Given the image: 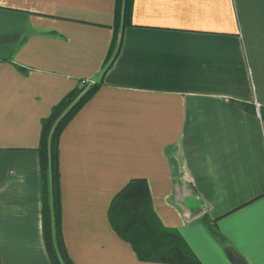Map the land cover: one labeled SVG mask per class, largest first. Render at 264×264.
Wrapping results in <instances>:
<instances>
[{"label":"crops","instance_id":"0c3cea01","mask_svg":"<svg viewBox=\"0 0 264 264\" xmlns=\"http://www.w3.org/2000/svg\"><path fill=\"white\" fill-rule=\"evenodd\" d=\"M115 9L116 0H0V264H52L42 121L88 79L102 85L59 143L74 263L166 264L140 260L108 218L112 198L140 178L201 264H232L227 246L264 264V0H133L102 77Z\"/></svg>","mask_w":264,"mask_h":264},{"label":"trees","instance_id":"16d2710c","mask_svg":"<svg viewBox=\"0 0 264 264\" xmlns=\"http://www.w3.org/2000/svg\"><path fill=\"white\" fill-rule=\"evenodd\" d=\"M133 0H116L114 35L102 68V77L114 62L122 42L123 30L132 23ZM102 85L81 80L56 103L42 121L37 151L41 176L42 230L46 250L52 264H75L63 236L61 205V173L59 143L62 132L79 110ZM254 110V104H240ZM264 119V107L260 108ZM108 218L115 233L130 243L138 258L166 264H201L189 244L175 230L165 227L152 205V196L145 179L130 180L111 200ZM203 223L224 246L225 237L217 229Z\"/></svg>","mask_w":264,"mask_h":264},{"label":"water","instance_id":"95a60500","mask_svg":"<svg viewBox=\"0 0 264 264\" xmlns=\"http://www.w3.org/2000/svg\"><path fill=\"white\" fill-rule=\"evenodd\" d=\"M225 252L232 264H248L245 258L232 247H225Z\"/></svg>","mask_w":264,"mask_h":264},{"label":"built area","instance_id":"2783aa9c","mask_svg":"<svg viewBox=\"0 0 264 264\" xmlns=\"http://www.w3.org/2000/svg\"><path fill=\"white\" fill-rule=\"evenodd\" d=\"M86 81L89 82V83H91V84L94 83V79H88ZM256 108L259 109L258 106H256Z\"/></svg>","mask_w":264,"mask_h":264}]
</instances>
